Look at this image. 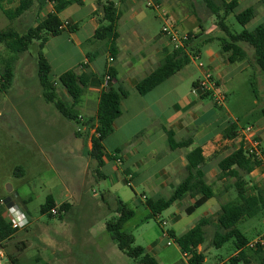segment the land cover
Masks as SVG:
<instances>
[{"label":"rangeland","instance_id":"1","mask_svg":"<svg viewBox=\"0 0 264 264\" xmlns=\"http://www.w3.org/2000/svg\"><path fill=\"white\" fill-rule=\"evenodd\" d=\"M263 1L251 2L257 10L254 18L256 21L258 8ZM144 2V9L153 21V37L160 34L165 25H176L165 2L159 9L149 7L147 0ZM185 3L187 10L195 13L198 18L192 29L203 31L197 41L201 43L208 37L212 38L201 46L202 55L193 57L189 64L196 79L200 75L197 65L206 71L205 74L207 71L212 74L208 48L212 47L216 53L226 55L219 39L226 37V34L218 26L217 15L202 0H189ZM174 6L178 8L179 4ZM36 12L34 6L21 17L9 19L0 3V31L14 29L20 34L26 33L39 20ZM226 22L233 31L240 32L243 29L233 14L228 16ZM254 27L252 24L250 29ZM96 42L102 43L99 40ZM242 45L247 51V58L223 64L219 70L223 77L218 91L225 94L226 100L222 108H216L220 119L214 132L223 130L228 121L238 122L240 131L241 127L252 125L259 133L264 148V72L256 62L253 47L246 43ZM59 46L62 50L69 47L62 38V41L52 40L43 50L51 58V76L57 81L63 72L62 65L56 64ZM97 48L88 43L84 46L90 52L88 58L92 62L95 58L99 62L104 58L103 52H97ZM39 51V42H33L12 63L14 78L8 90L2 91L0 83V199L13 198L16 204L27 211L31 220L27 227L20 228L10 239L12 243L5 258L8 254L14 255L17 264H142L139 259L131 258L120 250L107 230V223L118 215L117 198H120L128 209L135 212V216L124 225V230L135 238L134 246L144 247L147 253L157 258L159 264H188L175 239L164 233L174 231L182 235L202 218L216 213L223 204L235 199L238 196L235 178L220 180L212 171L208 181L213 183L217 197L210 199L192 214L185 211L192 204L187 197L153 217L145 204V196L152 195L137 177L128 179L124 174L112 172L108 166L103 169L108 176L98 177L95 161L87 163L86 158L73 154L74 149L79 144L83 147L90 137L82 127L84 125L65 118L54 103L45 100L38 75ZM67 55V64H74L80 57L76 50ZM13 56L14 53L0 41V75L4 72L5 62ZM219 71L214 73L215 77ZM204 78L205 75L201 80ZM57 88L59 98L69 106L72 105L67 91L60 84ZM191 88L192 83L188 84L186 91ZM206 101L210 102L209 99ZM76 110L79 113L83 110L81 103L76 106ZM79 126L82 135L77 137L75 132ZM19 167L22 172L18 171ZM256 170L259 171L249 175L246 180L251 185L264 188V173L260 168ZM225 188L228 190L224 191ZM48 195H52L57 204L70 202L73 205L71 211L62 217L58 213H42L41 208ZM237 227L250 241L254 240L264 233V209L255 217L239 222ZM215 233L216 226H207L205 241L200 245L207 264L227 260L237 250L234 240L220 248L216 247L213 244ZM248 251L253 253L250 249ZM252 264H261L260 259H255Z\"/></svg>","mask_w":264,"mask_h":264},{"label":"trees","instance_id":"2","mask_svg":"<svg viewBox=\"0 0 264 264\" xmlns=\"http://www.w3.org/2000/svg\"><path fill=\"white\" fill-rule=\"evenodd\" d=\"M5 0H0L2 3ZM47 1H54L55 11L50 13L45 19L37 20L35 25L31 26L26 33L20 34L14 29L0 31V41L4 42L14 56L4 64V72L0 75L1 90L7 91L12 85L14 72L12 63L18 59V55L26 52L33 42H39L38 54V75L43 88V96L49 103H54L61 114L78 125L87 126L86 132L90 136L92 143L91 149L87 152L88 156L97 163L96 174L98 177L105 178L106 175L101 171L104 166L105 140L114 132L116 120L122 114V99L129 94V90L120 87L105 88L98 101L96 116L92 119H81V114L76 110V106L81 102L85 90L91 80L97 77L92 71L88 70V65L82 64L83 71L77 73L75 70H68L59 77V81L51 76V64L43 52L47 42L51 37L60 35L65 29L64 23L60 18L63 10L74 3L83 4V0H20L15 9H5L3 11L9 19H15L31 10L35 2L39 3L42 8ZM126 1V0H122ZM207 8L218 18V26L225 32L226 37L219 38L221 48L227 54L229 63L244 61L247 58V51L243 43L253 47L255 58L258 66L264 72V22L259 23L252 30L246 26L256 16L257 10L251 5L239 12L236 8L240 0H202ZM103 12L100 20V26L95 31L93 40L107 41L110 55L116 57L119 53L117 40L119 32L117 22L120 17L119 9L114 1L102 3L97 2ZM234 15L237 22L243 26L240 32L231 30L226 20L228 16ZM69 32H74L77 26H67ZM201 33H189V39L183 47L178 49L173 46L166 48L162 61L156 66L151 74L144 77L136 85V90L141 95H146L157 86L177 74L192 60V55H198L201 46L208 43L210 39H204L201 43L197 41ZM116 69L110 67L107 69L104 77L110 75L108 83L116 79ZM99 78V77H98ZM60 84L72 99V105H68L58 96L57 85ZM204 97H211L208 93ZM216 108H222L221 105L215 104ZM81 119V120H80ZM94 130L91 133V130ZM166 130L168 135V144L171 149H186V175L181 182L174 188L167 198L146 197L145 204L151 211L153 217L159 216L163 211L169 209L174 203L190 198L193 203L186 208L188 214H192L203 206L207 201L216 196L213 183L208 181L207 172L209 170V160L207 159L203 146L197 145L192 147L196 141L193 135L183 139H177L172 130ZM76 131L77 136L82 133ZM223 140L227 143L221 148L222 152L230 150V147L237 146L233 151L222 157L218 162L219 174L218 179L235 178V187L238 190L236 199L226 202L221 209L213 215L202 218L192 228L182 235H177L174 231H169V236L175 239L183 255L187 258L188 264H207L205 254L199 250V246L205 241V228L210 225L216 226V233L213 244L220 248L230 240L236 244V254L231 256L227 261L221 264H248V243L249 239L237 227V224L243 220L253 218L264 209V191L258 185L248 183L246 178L255 171L260 162L249 157L244 149L243 136L240 133L239 124L236 121H228L222 131ZM192 147V148H191ZM221 153V151H220ZM22 172V168H18ZM130 183V182H127ZM4 201V203L2 202ZM11 197L0 199V250L6 248V241L10 240L19 229L12 227L6 204H14ZM118 215L107 223V230L113 240L117 243L120 250L125 252L129 257L139 259L142 264H159L156 257L146 252L142 246H134V236L124 230V225L135 216V212L127 208L125 203L117 198ZM70 202L57 204L52 195H48L46 202L42 205V213H50L55 208L58 209V215L63 216L72 209ZM251 250V249H250ZM253 255L260 259L264 264V250H251ZM13 264H17V259L10 257Z\"/></svg>","mask_w":264,"mask_h":264},{"label":"crops","instance_id":"3","mask_svg":"<svg viewBox=\"0 0 264 264\" xmlns=\"http://www.w3.org/2000/svg\"><path fill=\"white\" fill-rule=\"evenodd\" d=\"M98 1L83 0V4L74 3L63 10L60 14L63 23H67V26H77V29L74 32H69L66 26L60 35L51 37L44 49L46 50L52 40H55V42L56 40L62 41L63 38L69 47L67 50H62L59 46L58 49L56 64L63 67V72L60 76L71 69L81 73L83 71L82 64L88 65V70L97 74V77L93 78L87 87L85 98L81 99L80 103L83 110L80 111V114L82 119H92L96 116L99 97L105 88L123 86L129 90V94L122 99V114L115 122L114 132L105 140L104 166L101 171L108 176L103 170L104 167L108 166L112 172L124 174L128 179L132 180L137 177L140 184L148 188L152 198L157 199L163 195H169L187 173L186 154L188 150L171 149L165 130L167 129L172 130L177 139L193 135L196 143L192 147L202 145L204 153L209 160L207 178H210L211 173L214 171V176H218L220 172L218 167L219 160L230 151L235 150L237 146L230 147L229 151L222 152L221 150L227 143L222 137L223 130L214 132L216 130L214 127L218 124L220 116L216 111L212 98L209 96L204 97L202 91L196 88L206 71L197 65L200 75L194 79V72L189 67L190 62L177 74L148 94H139L136 90L137 83L153 72L162 61L165 49L172 45L162 33V30L160 34H156L153 37V21L150 14L144 9V0H100L102 3L114 1L120 12L117 22L119 53L111 62L107 41H100L102 43H99L93 40L95 31L100 26V20L103 17V12L97 3ZM151 1L159 5L165 2L168 5L169 11L174 17L173 21L181 32L201 33L192 29L198 18L195 13H190L186 8L185 2L189 0ZM255 1L259 0H240L236 12L251 6V2ZM19 3L20 0H5L2 6L5 9H15ZM55 3L54 1H47L40 8L39 3L35 2L33 7L36 6L37 8V19L43 20L50 13H53L55 11ZM174 4H179L178 8ZM258 12V21L253 19L247 24L249 30L253 29H250L252 24L256 27L257 24L264 22V1L258 8ZM210 38L208 37V39ZM87 43L91 44L93 48L98 46L97 52L98 50L103 52L104 58L100 62L96 58L93 62L88 58L90 52L84 49ZM73 50H76L80 57L74 64H67L69 61L67 54H71ZM198 55H202L201 50ZM207 55L213 76L216 71L223 67V64L228 63L227 54L216 53L212 47L207 49ZM45 56L52 67L49 54L45 52ZM82 58H85V60L82 61ZM110 67L116 69V79L110 83L106 82L105 79L100 80ZM217 75V77H214L220 85L223 76L220 71ZM190 83H192L193 89L186 91ZM206 99H209L210 102H207ZM82 127H84V130L87 129V126ZM79 128L81 129L80 126ZM93 132L94 130L91 131V133ZM144 133L146 137L143 135ZM91 147L92 143L89 140L83 147L79 144L78 148L74 149L73 154L86 158L87 163H89L93 160L87 154ZM222 153L225 154L223 155ZM257 171L259 170L253 171L250 176ZM262 189L264 191V188ZM227 190V188L224 189V191ZM145 197L149 196L146 195ZM191 201L193 203L192 199ZM5 243L6 248L2 249L4 254L8 252L12 241L8 240ZM247 254L250 261L248 264H252L257 257L253 253H249V251ZM10 257L11 254H8L4 258V262H10ZM12 257L15 258L14 255ZM227 260H223L218 264ZM240 264H246V262L244 261Z\"/></svg>","mask_w":264,"mask_h":264},{"label":"built area","instance_id":"4","mask_svg":"<svg viewBox=\"0 0 264 264\" xmlns=\"http://www.w3.org/2000/svg\"><path fill=\"white\" fill-rule=\"evenodd\" d=\"M148 6L156 7L159 9L161 5L149 0ZM68 24L65 23L64 27ZM162 33L169 39L171 45L178 49L185 45V42L189 39V33L181 32L176 25H165L162 29ZM192 59L198 58L199 55H192ZM110 61L114 60V57L110 55ZM203 67V64H200ZM110 80V75L106 76V82ZM219 83L213 76V74L207 72L205 78L199 81L197 89L201 90L203 94L208 93L214 104L224 105L226 96L224 93L218 91ZM82 119V118H81ZM79 130H81L79 128ZM240 133L243 136L244 149L249 157L260 162V166L257 169H261L264 173V148L262 146V141L260 139L259 133L256 131L255 127L248 125L246 127H241ZM4 203V201H2ZM8 217L13 228L20 229L27 227L30 224V217L25 209H23L19 204H6ZM53 215L58 213L57 208L51 211ZM169 236V233H164ZM170 244V242H168ZM247 247L251 250H264V233L259 235L256 239L250 241ZM5 254L0 250V264H4Z\"/></svg>","mask_w":264,"mask_h":264}]
</instances>
